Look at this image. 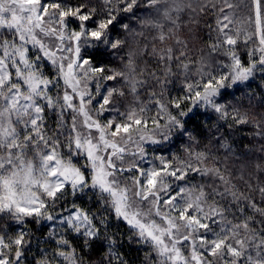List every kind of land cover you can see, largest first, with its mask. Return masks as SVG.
Listing matches in <instances>:
<instances>
[{
  "label": "snow or ice",
  "instance_id": "snow-or-ice-1",
  "mask_svg": "<svg viewBox=\"0 0 264 264\" xmlns=\"http://www.w3.org/2000/svg\"><path fill=\"white\" fill-rule=\"evenodd\" d=\"M257 78L264 0H0V264H264Z\"/></svg>",
  "mask_w": 264,
  "mask_h": 264
},
{
  "label": "trees",
  "instance_id": "trees-1",
  "mask_svg": "<svg viewBox=\"0 0 264 264\" xmlns=\"http://www.w3.org/2000/svg\"><path fill=\"white\" fill-rule=\"evenodd\" d=\"M72 2H81V0H72ZM92 3H97L98 0H91ZM238 13L239 15L242 17L245 13L242 12V11H239L238 10ZM209 21H211V17L208 18ZM213 27H215V25L213 24L212 25ZM241 32L243 33V29H241ZM213 35H215L213 33ZM243 38V35L242 37ZM206 40L207 38L204 37L203 39H200L198 41L195 42V45H194V51L197 50V49H200V48H204L205 50H207V43H206ZM238 48H240L242 51L240 52L242 58H245L243 56V51H245L246 49H244V45L239 43L238 42ZM256 85H261V86H264V80H260L259 78L256 79L255 83L252 85V88L249 90V94H255L257 95V97L259 98V91L256 87ZM181 87V84L180 82L178 81L175 86H174V90L171 92V96H178L180 95V89ZM143 99V97H142ZM228 102L231 103V104H234L236 107L240 108V110L242 112L244 111H249V104H250V101L248 100V97L244 94V92H240L236 95L235 99L232 98V96H229L228 97ZM107 115V114H105ZM204 120L205 118L202 117V116H197V118L192 122V125L191 127H193V130L195 131L196 129V125L197 124H202L204 123ZM216 124V120L213 119L209 124H208V127L211 128L212 130H214V125ZM237 139H239V137H237ZM209 142L207 141V139H204L201 141V144H208ZM186 146V145H177V146H174L173 149H172V152L177 155V156H183V147ZM209 147H212L211 144H209ZM47 226V222H41L40 224H29L28 227L32 229V231L34 232L35 236L38 237L40 239V247H43V237L41 235V232L44 228H46ZM11 231H15V229H12ZM37 245L36 243L34 242L33 244V250L35 252V249H36ZM128 256L130 258V260L132 261H135V264H140V260L137 259V257L140 255L139 253H137L135 250L133 249H128Z\"/></svg>",
  "mask_w": 264,
  "mask_h": 264
}]
</instances>
